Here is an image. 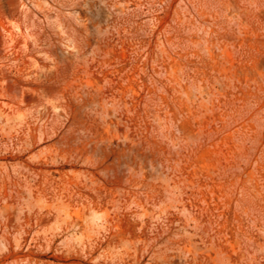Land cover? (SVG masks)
<instances>
[{
  "label": "rangeland",
  "instance_id": "374dc122",
  "mask_svg": "<svg viewBox=\"0 0 264 264\" xmlns=\"http://www.w3.org/2000/svg\"><path fill=\"white\" fill-rule=\"evenodd\" d=\"M0 264H264V0H0Z\"/></svg>",
  "mask_w": 264,
  "mask_h": 264
}]
</instances>
